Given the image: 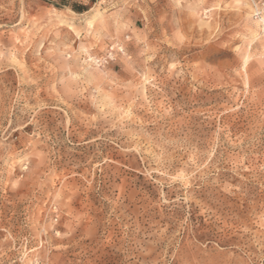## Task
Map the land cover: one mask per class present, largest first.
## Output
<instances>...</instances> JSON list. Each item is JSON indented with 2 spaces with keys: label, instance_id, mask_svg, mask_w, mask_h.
Here are the masks:
<instances>
[{
  "label": "rangeland",
  "instance_id": "374dc122",
  "mask_svg": "<svg viewBox=\"0 0 264 264\" xmlns=\"http://www.w3.org/2000/svg\"><path fill=\"white\" fill-rule=\"evenodd\" d=\"M263 7L0 0V264H264Z\"/></svg>",
  "mask_w": 264,
  "mask_h": 264
},
{
  "label": "built area",
  "instance_id": "2783aa9c",
  "mask_svg": "<svg viewBox=\"0 0 264 264\" xmlns=\"http://www.w3.org/2000/svg\"><path fill=\"white\" fill-rule=\"evenodd\" d=\"M257 14L261 15L262 16V20H263L264 19V7H263L262 11H258ZM114 54H115L114 46H110L109 49L106 51L105 56L102 57V58H99L98 61L106 62L107 60H110L113 57Z\"/></svg>",
  "mask_w": 264,
  "mask_h": 264
},
{
  "label": "trees",
  "instance_id": "16d2710c",
  "mask_svg": "<svg viewBox=\"0 0 264 264\" xmlns=\"http://www.w3.org/2000/svg\"><path fill=\"white\" fill-rule=\"evenodd\" d=\"M82 9H83L82 6H78L77 8L78 11H82Z\"/></svg>",
  "mask_w": 264,
  "mask_h": 264
},
{
  "label": "bare ground",
  "instance_id": "6f19581e",
  "mask_svg": "<svg viewBox=\"0 0 264 264\" xmlns=\"http://www.w3.org/2000/svg\"><path fill=\"white\" fill-rule=\"evenodd\" d=\"M263 22H264V19H263Z\"/></svg>",
  "mask_w": 264,
  "mask_h": 264
}]
</instances>
